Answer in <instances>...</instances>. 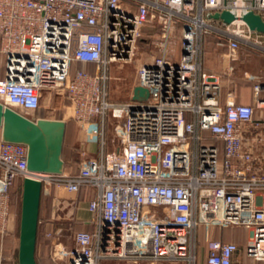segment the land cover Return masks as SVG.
I'll return each instance as SVG.
<instances>
[{"label":"built area","instance_id":"obj_1","mask_svg":"<svg viewBox=\"0 0 264 264\" xmlns=\"http://www.w3.org/2000/svg\"><path fill=\"white\" fill-rule=\"evenodd\" d=\"M221 12L233 19L215 26L210 16ZM248 13L264 22V0H0L3 107L40 119L34 114L43 96L62 95L73 64L95 70L84 79L74 117L81 156L74 172H30L27 147L0 140V264H16L8 248L15 239V189L24 178L41 183L55 217H72L76 196L87 195L92 232L42 231L54 264H198L199 228L204 264H232L238 251L234 242L209 238L211 228L248 230L244 253L264 263V80L253 84L252 104L227 92L221 105L220 78L202 59L207 35L219 39L230 63L241 46L264 53V32L249 28ZM177 23L175 61L169 47ZM146 26L159 32L158 54L136 70L135 86L148 99L110 103L108 67L131 62ZM86 144L96 145L94 157Z\"/></svg>","mask_w":264,"mask_h":264},{"label":"water","instance_id":"obj_2","mask_svg":"<svg viewBox=\"0 0 264 264\" xmlns=\"http://www.w3.org/2000/svg\"><path fill=\"white\" fill-rule=\"evenodd\" d=\"M210 17L224 23L233 19L228 12L214 13ZM243 20L251 30L264 32V22L258 15L248 13ZM148 95L146 89L134 86L131 101H146ZM66 125L65 121L56 119L40 118L33 121L0 104V140L27 147V170L30 172L53 175L64 172L62 149ZM40 202L41 183L24 178L21 184L17 264H37L35 253Z\"/></svg>","mask_w":264,"mask_h":264},{"label":"crops","instance_id":"obj_3","mask_svg":"<svg viewBox=\"0 0 264 264\" xmlns=\"http://www.w3.org/2000/svg\"><path fill=\"white\" fill-rule=\"evenodd\" d=\"M179 37L180 34L177 33L176 31L174 32L173 39H172V45L176 46L177 49L173 53V60H178V55H179ZM207 41H203L202 44V50H203V63L205 62L204 58L208 54H214L218 51L220 52H225V49L223 47H220L216 45V48L211 51L207 46ZM204 47V48H203ZM263 53V52H262ZM262 64L256 65L253 62L252 55L249 53V49H244L242 46L240 50L237 52V55L234 59L233 62H220L219 64H214L217 65L215 67L211 66L209 61L207 63H204V67L207 72L214 73L219 76L220 78V84H221V98H220V104L222 105L225 101V94L227 92H231L233 94L234 100L237 103L241 104H252L253 103V94H252V86L255 82L264 80V53H263V58H262ZM209 60V59H208ZM254 63L252 66L248 63ZM236 64V65H235ZM250 65V66H247ZM79 67L82 66H89V65H82V64H77ZM109 81V76L108 80L106 83V86ZM108 87V86H107ZM132 95V92H131ZM131 95L129 97V100H131ZM49 100L53 97L47 96ZM126 101V102H127ZM112 103V102H111ZM114 103V102H113ZM42 108V106H41ZM39 108V111L40 109ZM258 111H256V117L258 116ZM37 118H45L49 119L50 117L42 116V117H37ZM63 120L68 123L69 119H59ZM75 125V127H71L70 131L68 132V144H69V151H68V157L70 158L72 156V150L73 147L77 144L78 149L80 147L79 145V123L77 120L72 119L71 120ZM83 149L86 150L91 156L92 154L95 153L96 151V145L94 144H86L83 146ZM79 154V151H78ZM80 164V161H79ZM79 166V165H78ZM77 168L74 167V165L70 166L66 171L64 172L67 173H72L76 170ZM76 201L77 205L76 208L73 212L72 217L68 218L66 216H58L55 217V214L53 213L51 209V200H47L44 205L43 202H40V210H39V220L40 222L38 224V229H37V236L40 237V241L36 244V261L38 264H54L48 257V244L44 243V237H42V231L44 229L48 228H57L61 230L64 234H67L69 232H78V231H85V232H92L94 230V224L90 222L92 215L91 213L87 210V195L84 191H81L77 196H76ZM201 229V228H200ZM239 229L240 228H232V229H226L224 231L216 230L215 228H211L209 230V238L214 239V240H219L223 242H234L238 246V251L232 256V264H264L263 262H255L251 260L250 258L246 257L244 255L243 249L245 245L248 243V238H249V232H246V235H243L242 238L239 235ZM199 237L203 238V231L202 229L199 230L198 232ZM203 257V258H202ZM204 259L205 255L201 254L200 251V257H199V262L198 264H204ZM139 264H161V263H156V262H151V261H141Z\"/></svg>","mask_w":264,"mask_h":264},{"label":"rangeland","instance_id":"obj_4","mask_svg":"<svg viewBox=\"0 0 264 264\" xmlns=\"http://www.w3.org/2000/svg\"><path fill=\"white\" fill-rule=\"evenodd\" d=\"M215 26H219L218 21H213ZM219 40V39H218ZM159 42V32L157 28H153L150 26H146L141 30V37L137 41V46L135 50V55L131 62L129 63H117L111 64L108 67V76L109 81L107 86L105 87V99L108 102H114V104H123L125 103L132 92L133 87L136 83V70L139 64L142 61L150 59L153 56L158 54V49H156L157 43ZM172 49V50H171ZM177 49L176 46L170 45L169 51L170 53L175 52ZM249 53L252 55L253 62L258 65L262 64L263 53L257 51L255 49H249ZM209 59V60H208ZM205 62L211 64V66L215 67L220 62H226L227 57L223 52H216L214 54H208L204 58ZM254 63H248L251 66ZM247 66H250L248 65ZM205 65V64H204ZM236 65V64H235ZM216 68V67H215ZM79 73V77H76V74ZM95 74V70L93 66H82L79 67L77 64H73L71 67L70 78L68 82L67 89L62 92V95L58 98H49L47 95L43 96L42 108L40 109V113L42 116L50 117L49 119L59 120L69 119L72 120L78 114L80 109L79 103V94L82 92L83 87L85 85V78L92 77ZM92 82V80H89ZM89 81H87L89 83ZM101 93V86H100ZM130 101V100H129ZM35 117H38L37 114H34ZM109 126L108 130H105V140L107 141L109 148L111 147V142L113 140L112 129ZM261 152L264 153V147L261 149ZM95 154H92L91 157H94ZM79 161H81V156L78 154ZM79 165V164H78ZM76 165L75 168H78ZM50 200V197L46 194L41 195V201L43 204ZM20 204H21V190L15 189V201L13 208V224L15 231V239L14 243L11 247L7 246L8 241L5 243V247H9L8 249H12L13 252V260L17 264L16 255H17V237H18V225H19V217H20ZM248 231V230H247ZM244 228L239 229V235L242 238L243 235H246L247 232ZM201 254L205 255L204 242H201L200 245ZM203 258V257H202ZM141 261L133 262V261H123V260H105L100 264H139ZM161 264H178L175 262H167L161 261Z\"/></svg>","mask_w":264,"mask_h":264},{"label":"trees","instance_id":"obj_5","mask_svg":"<svg viewBox=\"0 0 264 264\" xmlns=\"http://www.w3.org/2000/svg\"><path fill=\"white\" fill-rule=\"evenodd\" d=\"M175 31L180 34V31H181V24L180 23H177V26H176V30ZM203 41H207V45L210 44V45H208L209 49L211 51H213L216 48V45L218 44V41L219 40L215 36H213V35H207V36L204 37ZM3 66H4V59L2 57H0V77H2V68H3ZM262 97H264V95H262ZM36 114H37V116L42 117V115L39 112V110H37ZM254 118H256V111L254 112ZM74 125L75 124L71 120H69L68 123H67V125H66V130H65L64 143H63V149H62V159L64 161V170L65 171L70 166L74 165V167H76V165L79 164V157H78V151H79V149H78L77 144L73 147L72 156L70 158H67L68 157V154L67 153H68V151L70 149L69 144H68V134H69L68 132L70 131L71 127H73ZM108 125L109 124H107L105 126V130H108L109 129V126ZM218 145H219V147L221 146L220 143H218ZM201 229L199 228L198 231H197V242H198L199 246L201 245V242H204V239L200 238L199 237V234H198L199 230H201ZM215 229L216 230H220V231L226 230V229H222V228H215ZM40 239L41 238L37 236V242H36V244L40 241ZM44 243L45 244H48L49 243V240L48 239H44ZM243 252H244V249H243ZM244 255H245V253H244Z\"/></svg>","mask_w":264,"mask_h":264},{"label":"bare ground","instance_id":"obj_6","mask_svg":"<svg viewBox=\"0 0 264 264\" xmlns=\"http://www.w3.org/2000/svg\"><path fill=\"white\" fill-rule=\"evenodd\" d=\"M129 63V62H128Z\"/></svg>","mask_w":264,"mask_h":264}]
</instances>
